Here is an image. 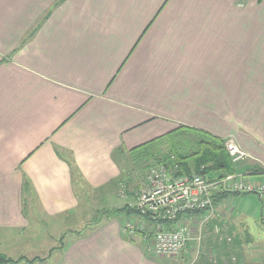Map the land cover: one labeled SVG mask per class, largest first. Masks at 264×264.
<instances>
[{
  "label": "crops",
  "instance_id": "crops-1",
  "mask_svg": "<svg viewBox=\"0 0 264 264\" xmlns=\"http://www.w3.org/2000/svg\"><path fill=\"white\" fill-rule=\"evenodd\" d=\"M181 126L233 141L245 155L233 173L264 184V0H0V255L178 264L125 231L122 215L66 231L46 256L21 250L34 245L41 215L77 212L67 160L80 186L122 187L131 149ZM24 177L32 192L23 196ZM138 192L124 196L128 206ZM215 210L202 237L216 226L225 237L214 240L216 259L198 264H263L264 240L236 234L235 219L253 217L264 230V198L233 194ZM247 251L253 259L243 260Z\"/></svg>",
  "mask_w": 264,
  "mask_h": 264
},
{
  "label": "built area",
  "instance_id": "built-area-1",
  "mask_svg": "<svg viewBox=\"0 0 264 264\" xmlns=\"http://www.w3.org/2000/svg\"><path fill=\"white\" fill-rule=\"evenodd\" d=\"M226 152L233 163L242 161L245 155L233 141L224 142ZM255 194L264 198V184L251 182L242 175L231 173L221 178L208 177L198 173L180 175L172 167L158 164L149 170L146 182L139 189L134 207L151 220L174 221L180 214L202 211L199 218L182 217L179 226L165 228L157 224L152 231L150 252L158 257L180 255L188 245L197 244L202 238V228L214 209L213 197L219 194ZM189 222L194 223L191 230ZM149 228L145 222L138 225L130 220L124 230L129 234Z\"/></svg>",
  "mask_w": 264,
  "mask_h": 264
},
{
  "label": "rangeland",
  "instance_id": "rangeland-1",
  "mask_svg": "<svg viewBox=\"0 0 264 264\" xmlns=\"http://www.w3.org/2000/svg\"><path fill=\"white\" fill-rule=\"evenodd\" d=\"M189 141L190 137L187 136L186 132H179L157 141L154 144H148L145 148L130 155V157H128V161H123V163H121V168L123 170L122 187L121 185H118L116 188L111 186L106 187L105 190L93 191L88 187L80 186V184L74 183L73 187L79 202L77 212L74 215L57 218H48L41 215V219H39L37 223V227L40 229L39 236L35 237V240L33 241L34 245H27L23 250H21V254H24L27 257L46 256L50 249L56 248L60 245V232L62 230L65 233V237L63 239V242L65 243V241L70 238V232L66 231L79 230L84 232L93 222L101 218L104 210L110 209L111 207H123L128 199L127 198L125 200V197L123 196L128 195V193H132L134 188L137 189L139 187L140 189L143 186L146 182L149 170L156 166L155 158L161 159V156L164 157L168 154L171 150V145H174L175 148L180 150L181 145ZM151 157H153V159H151ZM233 206L236 208L237 205L233 204ZM237 209H242V206H238ZM215 211L216 210L213 209L211 216L215 214ZM130 219L132 221L136 220H134V218ZM235 220L239 221L238 223H242L239 224V227L237 225L235 229L236 234L244 236L246 233L251 237L256 236L257 238L260 237L264 240V230L261 231L259 229L260 222L257 221L258 219H254L250 216H238ZM41 221L42 224H40ZM137 221L133 224L138 225L141 222L140 220ZM189 226L191 227V230H194V223L189 222ZM150 230H152V227L142 231L147 233ZM206 231L207 228L205 229V232H203V237L201 238L198 246L197 244H190L180 255L175 257H166L165 259L178 264H198L202 257L207 259V261H212L213 259L215 260L218 253L215 248L212 249L215 245H213L214 240L224 239L225 232L221 231V228L216 226L214 238L210 239V232L207 231V234ZM75 232L76 231H74V233ZM140 234L141 233L139 232V235ZM141 235L144 236V234ZM232 239L234 240V238ZM145 245L147 248H150V241H145ZM211 250H213V252ZM231 254L232 255L229 256V258L232 263L235 261L237 262L238 258H241V256H238L235 252ZM242 256L245 257V259L242 258L243 260L253 259L252 254L248 251L243 253ZM231 258H234V261H231ZM261 258H264V254Z\"/></svg>",
  "mask_w": 264,
  "mask_h": 264
},
{
  "label": "trees",
  "instance_id": "trees-1",
  "mask_svg": "<svg viewBox=\"0 0 264 264\" xmlns=\"http://www.w3.org/2000/svg\"><path fill=\"white\" fill-rule=\"evenodd\" d=\"M48 14L49 13H47L44 18H46ZM39 25L40 24H38L33 29L29 37L33 35V33L35 32L36 28ZM179 132H186L187 136L190 137V141L185 144H182L180 150L178 148H175L174 145H171V150L169 151L168 154H166L164 157L161 156V159L155 158L156 165L162 164L172 167L173 170H175L180 175H190L192 173H198L202 175H207L208 177L221 178L226 174L233 173L232 164L234 163L231 161L230 156L226 152L224 141L216 137H213L207 133H204L202 131L184 126L179 127L178 130L172 134H177ZM172 134H169L166 137L171 136ZM166 137L163 138L160 137L156 140L160 141ZM146 146L147 145L135 147L131 149V152L129 153L132 155L137 151H140L141 149L145 148ZM118 153H122V151L119 149L116 154ZM151 159H153V157H151ZM67 165L69 166L72 185H74V183L80 184V182L83 180L80 174L78 173L75 164L73 163V160L72 159L67 160ZM22 191H23L22 192L23 196L28 195L29 193L32 192V187L26 177L23 178ZM229 195H233V194L224 193V194L215 195L213 197L214 206L220 204ZM203 213L204 212L202 211L187 212L185 213L184 216H182L183 214H180L174 221H161L160 223H157V221L151 220L149 216H147L146 214H142L134 206L130 207L127 204H125L121 208H114L103 213L101 218L104 217V215L105 216L107 215V217H109V214L115 217L118 215H122V217L124 218H136L137 220L144 221L145 223H147V225H149V227H152V229L154 230L157 224H162L165 228H170L172 226H175L176 223L182 220V217L199 218L203 215ZM100 219L96 220L91 225L99 224ZM153 230H150L147 233L142 230H136L135 233L140 232L141 234H144V240L150 241ZM75 234L79 235L81 234V232L76 231ZM64 237H65V233L61 235L59 240L60 245L57 248L62 249ZM55 249L56 248L51 249L50 252L54 251ZM44 259L39 257H34L32 259H26L25 257H20L14 260L7 258L4 255H0V264H15L19 261H25L27 264H33L34 262H42L44 261Z\"/></svg>",
  "mask_w": 264,
  "mask_h": 264
}]
</instances>
